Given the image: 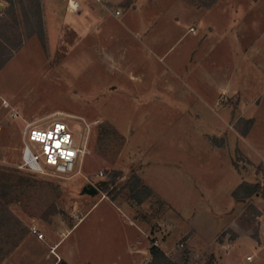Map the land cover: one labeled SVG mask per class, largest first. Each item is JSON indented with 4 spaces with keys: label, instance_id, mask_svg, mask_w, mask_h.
Segmentation results:
<instances>
[{
    "label": "rangeland",
    "instance_id": "1",
    "mask_svg": "<svg viewBox=\"0 0 264 264\" xmlns=\"http://www.w3.org/2000/svg\"><path fill=\"white\" fill-rule=\"evenodd\" d=\"M11 1L0 0V264H57L69 246L81 264L101 237L118 247L106 201L75 226L101 198L174 264H252L250 239L259 240L264 215V0L259 12L237 17L245 3L233 0L232 10L205 18L217 0H77V11L69 0H39L43 37L35 1ZM118 9L121 20L108 17ZM195 15L204 25L225 18L227 32L220 25L204 42V29L181 38L199 27ZM55 122L82 149L73 172L23 168L26 130ZM132 172L148 196L122 187ZM17 176L36 181L20 186ZM242 182L259 188L235 200ZM220 226L207 248L187 242L196 228L206 240ZM152 260L149 252L142 264H166Z\"/></svg>",
    "mask_w": 264,
    "mask_h": 264
},
{
    "label": "crops",
    "instance_id": "2",
    "mask_svg": "<svg viewBox=\"0 0 264 264\" xmlns=\"http://www.w3.org/2000/svg\"><path fill=\"white\" fill-rule=\"evenodd\" d=\"M43 1L45 3H47V0H43ZM67 1L61 0L62 5H64ZM112 1L116 2V0H112ZM239 1H243V3H245V5L236 6L237 13H235V16L237 15V17L240 16V14L245 15V14L252 12V11L259 12L260 3H262L263 0H237V2H239ZM179 2L182 4L184 2L190 3V0H186V1L185 0H179ZM233 2H234L233 0H217L213 3V6L211 5L210 8L206 9L203 17L205 18V16H208L210 14L214 15L217 13L218 14L222 13L224 15L225 14L224 10L227 11V7H226L227 5H228V8L230 7L232 10V7L229 5H231ZM80 3H82V2L80 1ZM66 8H67V5H66ZM120 12H121V14L118 17H116L114 15V12H110L108 14V17L110 16V17H113V19L121 20L123 14H122V11H120ZM221 18L222 17L217 19L218 22L220 23L218 25L214 24L212 22L207 23V25L206 24L204 25V23H202L201 18L200 17L198 18L195 15L193 17V19L191 18V20L196 21L198 19L199 21L197 20V22H198L199 27L194 29L189 25L186 32L181 33L179 36L181 38H183V37H185L186 33L196 34L199 29H201V30L204 29V32L202 33L203 38H204L202 42H204L209 34H212L213 32H215V30H217V28H215L216 26H218V28H219L220 25L221 26L223 25L225 31L227 32L228 23H227V21H225V18H222V19ZM190 29H193V31H190ZM226 32H224V33H226ZM237 34H238V32H237ZM136 36H137V34H136ZM205 36H206V38H205ZM180 37H179V40L181 39ZM237 41H239L238 38H237ZM196 51L197 50L194 48V50L192 52H190L191 56L189 57V61L191 60V64L189 63L190 66L188 65L189 66L188 69H191V67H192V63L194 62L193 59H194V55H195ZM194 64H195V62H194ZM188 69H187V72L185 75L189 76V74L192 71L188 70ZM223 90H225V89H223ZM104 201H106L108 203V208L110 210L114 211V213H116L117 224H119V226H118L119 231H117L118 232L117 236L119 237V240H120V242L118 243L119 246L115 247L116 245L114 246L113 243L109 240V238H106V237L105 238L101 237L99 239H96V240H99V242L94 241L92 243V246L90 247L91 250L92 249L94 250V251L92 250L94 253L93 258L88 253V251H85L83 249V251H81V253H80L81 264H122V261L124 259L127 260L126 264H142V262L144 260L147 262L148 261V253L150 252V248L148 249L147 239H146V236L144 235L142 228L139 226V224H137V222L134 219H131L129 217L125 218L123 215V212H122L123 211L122 208L119 205L113 203L112 201H109L105 198L98 199L96 202H94L87 209L86 212H84L81 215V217H79L75 226H77V225L79 226L80 224L84 223L86 221V219L95 211V209ZM258 217H259L258 218V238H259V240L257 241L256 239H253V238L250 239V243H251V247H252L251 253H250L251 255L247 254V256H246V259H247L246 262H251L252 264H264V215H258ZM97 219L100 222L99 224H102L104 221V217L102 214H99ZM196 230H197L196 233H194L193 235H190L188 237L187 242L190 245L195 246L201 241L200 243H202L201 244L202 247L207 248V245H209L208 242L211 243L212 240H214L216 238L218 232H221L222 228L220 226L219 229L214 232L212 237L210 239H206V240L202 239L197 228H196ZM101 232H102V230H101ZM107 237H109V236H107ZM237 240H238V238L233 240V243H235ZM224 242H225V240L223 242H220V241L214 242L216 244H214L212 246L211 252L217 254L219 252V247L222 248L225 245ZM80 243H81V245H85V239L83 238L82 242H80V240H77L78 247H79ZM69 248H70V246L67 249H65V251H62L63 252V260L67 264H73V259L71 257V254L68 251ZM197 251L199 253V249L194 248V253L195 252L197 253ZM166 253L168 255H172L171 258H173L176 261V258H174L175 254L174 253L170 254L169 249H168V252L166 251ZM223 259H225V257H223ZM241 259L244 260L243 258H241ZM242 260H239V261L237 260V263L240 264L242 262Z\"/></svg>",
    "mask_w": 264,
    "mask_h": 264
},
{
    "label": "built area",
    "instance_id": "3",
    "mask_svg": "<svg viewBox=\"0 0 264 264\" xmlns=\"http://www.w3.org/2000/svg\"><path fill=\"white\" fill-rule=\"evenodd\" d=\"M67 7L69 11H77L79 3L69 0ZM120 14L119 10L114 12L116 17ZM25 137L21 158L23 168L36 172L50 168L58 174L73 172L82 149L76 144L73 131L67 123L55 122L47 127L30 126ZM154 245H158L156 240Z\"/></svg>",
    "mask_w": 264,
    "mask_h": 264
},
{
    "label": "trees",
    "instance_id": "4",
    "mask_svg": "<svg viewBox=\"0 0 264 264\" xmlns=\"http://www.w3.org/2000/svg\"><path fill=\"white\" fill-rule=\"evenodd\" d=\"M35 1V6H36V10H35V22L37 24V27L39 29V36L43 37V32H42V19H41V11H40V2L39 0H34ZM9 3H11L12 5V1L9 0ZM25 22L28 24L30 18L27 15V12H25ZM29 35H32V33H30ZM119 176V174L117 173V177ZM17 180V184L20 186H25V185H32L31 182H34L36 180H31L30 178H25L23 176H17L16 177ZM105 185L107 184L104 183ZM6 188H9V186L11 187L10 184H6L5 185ZM122 187H126L128 188L131 192H133V196L136 197L139 193H143V196H148L151 192L150 188L142 182L141 178L135 173L132 172L130 174V176L126 179L124 185H122ZM121 187V188H122ZM106 189V187H104ZM259 188V184L258 183H249V182H242L241 184H239L234 191L232 192V196L234 197L235 200H245V199H250L255 193L256 190ZM110 193V192H109ZM8 194V193H7ZM253 210H255V208L253 207ZM150 253L153 256V260H156V258H161V259H165L166 260V264H174L172 263L169 259H167L166 255L164 254L163 250L161 248H159L158 246L152 245L150 247ZM152 260V261H153ZM152 263V262H151ZM57 264H67L63 259H61Z\"/></svg>",
    "mask_w": 264,
    "mask_h": 264
},
{
    "label": "water",
    "instance_id": "5",
    "mask_svg": "<svg viewBox=\"0 0 264 264\" xmlns=\"http://www.w3.org/2000/svg\"><path fill=\"white\" fill-rule=\"evenodd\" d=\"M0 8H1V6H0ZM89 188H90V189H93L91 186H89Z\"/></svg>",
    "mask_w": 264,
    "mask_h": 264
}]
</instances>
